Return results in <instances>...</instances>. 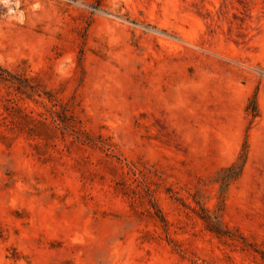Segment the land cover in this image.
<instances>
[{
    "label": "rangeland",
    "instance_id": "obj_1",
    "mask_svg": "<svg viewBox=\"0 0 264 264\" xmlns=\"http://www.w3.org/2000/svg\"><path fill=\"white\" fill-rule=\"evenodd\" d=\"M0 264H264V0H0Z\"/></svg>",
    "mask_w": 264,
    "mask_h": 264
}]
</instances>
